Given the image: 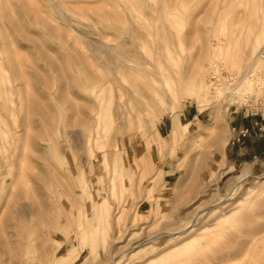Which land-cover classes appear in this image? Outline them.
I'll return each instance as SVG.
<instances>
[{
  "label": "rangeland",
  "instance_id": "obj_1",
  "mask_svg": "<svg viewBox=\"0 0 264 264\" xmlns=\"http://www.w3.org/2000/svg\"><path fill=\"white\" fill-rule=\"evenodd\" d=\"M202 1L0 0V264H264V0Z\"/></svg>",
  "mask_w": 264,
  "mask_h": 264
},
{
  "label": "bare ground",
  "instance_id": "obj_2",
  "mask_svg": "<svg viewBox=\"0 0 264 264\" xmlns=\"http://www.w3.org/2000/svg\"><path fill=\"white\" fill-rule=\"evenodd\" d=\"M206 0H203L202 3H201V12H200V15L202 16L201 17V22L202 23H205L206 22V17L209 15V6H208V3L209 1L207 0V2H205ZM211 1V6L213 5L215 8H218V3L220 2V0H210ZM224 1V0H223ZM222 1V2H223ZM262 1V0H261ZM260 2V1H259ZM259 4V3H258ZM212 9V8H211ZM214 12V11H213ZM212 12V13H213ZM214 14V13H213ZM212 14V15H213ZM215 18V16H214ZM263 20V19H262ZM206 27V24L204 25ZM203 26V32L206 31V28ZM207 44V43H205ZM264 44V43H263ZM203 46V45H202ZM253 47V46H252ZM226 51V49H225ZM2 52V51H1ZM200 52H201V55H200V61L198 62V67H196V69L194 70V73L192 75V88L195 89L198 93L200 92H203L204 88H203V83H204V67L203 65L204 64H200L201 62L204 63L208 60H211V59H215L216 58V55L215 53L213 52L212 54H209L208 52V47L206 48V46L204 47H201L200 49ZM231 50L229 49V52L227 53H230ZM227 53H223L227 56ZM231 55V54H229ZM228 55V57H229ZM234 56H232L233 58ZM224 58V57H223ZM237 58V57H236ZM219 59V58H218ZM226 59V58H225ZM238 59V58H237ZM233 60V59H232ZM236 61V59H235ZM234 61V62H235ZM237 62V61H236ZM206 66V65H205ZM213 69H215L212 73H211V76L212 75H215L216 78H217V82L215 84L212 83V81H210V77H209V84L211 86L212 89L216 90L215 91V97H217L218 99L220 98H223L224 96H229L231 94H240L242 92H245L246 91V88L249 89L250 87H252L251 85L252 82L254 81V76H255V71L256 69H253L252 71H250V73L246 76H244L243 78H241L240 80H237L236 77H234L232 74H228L226 75V77H223V72L221 71H218L217 67H214L213 66ZM226 80V82L228 83V81L230 80H233L232 82L228 83V85L230 86V90H228V92L225 91V89L223 87H220L222 86V83H223V80ZM260 84V83H259ZM220 87V88H219ZM249 91V90H248ZM223 96V97H222ZM264 103V102H263ZM264 107V106H263ZM263 109V108H262ZM216 128L217 127H214V128H211L209 129L208 131L207 130H203V134H200V136H203L205 133H211V144L215 147H225V144H226V140L224 139H220L219 136L217 135L216 133ZM220 130V129H219ZM219 176V175H218ZM217 176V177H218ZM216 177V176H215ZM216 177V178H217ZM35 195V194H34ZM38 202V201H37ZM27 205V204H26ZM28 206V205H27ZM31 205H29L30 207ZM34 206V205H33ZM21 208V207H20ZM24 208V207H23ZM35 208V207H34ZM27 209V208H26ZM36 209V208H35ZM34 210V209H33ZM23 211V209H22ZM29 211V210H28ZM31 212V211H30ZM33 213V211L31 212ZM37 213V212H36ZM34 214V213H33ZM109 214H110V211H109ZM29 215V214H28ZM31 215V214H30ZM38 215V214H37ZM112 215V214H111ZM200 215V214H199ZM199 220V217L196 218L195 220H193L190 224H188L184 229L182 230H178L177 232H165V233H161V234H171V235H175V234H180L182 232H185L187 229L189 230L197 221ZM33 223V221L31 219H27V218H23V225H26L27 224V229H30L31 230V224ZM110 223H112V221H110ZM172 223V222H171ZM169 223V224H171ZM165 224V222H164ZM30 227V228H29ZM177 229V228H176ZM160 232V230H159ZM158 232V234H159ZM162 232V231H161ZM187 233V232H186ZM166 235V236H167ZM16 236H19V235H16ZM181 236V235H180ZM236 236V235H235ZM179 237V236H178ZM167 239V237H166ZM165 239V240H166ZM169 239V237H168ZM8 240V239H7ZM17 240V239H16ZM151 241V240H150ZM149 241V243H150ZM6 242V241H5ZM4 242V243H5ZM145 242V241H144ZM148 242V241H147ZM8 243V242H7ZM17 244V243H16ZM143 245V244H142ZM164 245V244H163ZM9 246V244H8ZM17 246V245H16ZM130 249V248H128ZM127 250V249H126ZM133 250V249H132ZM15 254V253H14ZM119 256V255H118ZM24 253L21 252V251H18V258H17V261H15V264H23V261H24ZM10 261V260H9ZM110 263V262H108Z\"/></svg>",
  "mask_w": 264,
  "mask_h": 264
},
{
  "label": "built area",
  "instance_id": "obj_3",
  "mask_svg": "<svg viewBox=\"0 0 264 264\" xmlns=\"http://www.w3.org/2000/svg\"><path fill=\"white\" fill-rule=\"evenodd\" d=\"M210 80L212 81L213 84H215L217 82V78H216L215 75L210 76ZM232 81L233 80H230L229 83L232 82Z\"/></svg>",
  "mask_w": 264,
  "mask_h": 264
},
{
  "label": "crops",
  "instance_id": "obj_4",
  "mask_svg": "<svg viewBox=\"0 0 264 264\" xmlns=\"http://www.w3.org/2000/svg\"><path fill=\"white\" fill-rule=\"evenodd\" d=\"M264 124V123H263ZM264 126V125H263ZM227 146H228V144H227Z\"/></svg>",
  "mask_w": 264,
  "mask_h": 264
}]
</instances>
